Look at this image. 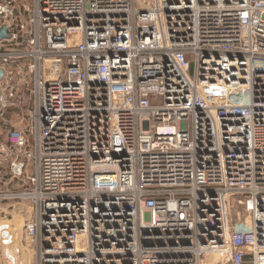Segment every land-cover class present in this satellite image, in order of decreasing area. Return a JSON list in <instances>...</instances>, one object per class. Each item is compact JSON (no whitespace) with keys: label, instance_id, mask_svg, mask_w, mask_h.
Listing matches in <instances>:
<instances>
[{"label":"built area","instance_id":"1","mask_svg":"<svg viewBox=\"0 0 264 264\" xmlns=\"http://www.w3.org/2000/svg\"><path fill=\"white\" fill-rule=\"evenodd\" d=\"M1 28L41 264H264V0H0Z\"/></svg>","mask_w":264,"mask_h":264},{"label":"rangeland","instance_id":"2","mask_svg":"<svg viewBox=\"0 0 264 264\" xmlns=\"http://www.w3.org/2000/svg\"><path fill=\"white\" fill-rule=\"evenodd\" d=\"M16 103V108L6 111L4 117L7 121L0 123V132H4V134L10 130L23 129L24 125L20 123V119L28 112L30 103L28 99ZM7 161L11 163L10 158ZM5 165V167L8 166V164ZM31 167L32 165L29 166L21 179L10 180L8 178L6 185L0 184V193L3 196L0 201L2 210L0 226L7 231V234L4 235L6 236L5 244L4 240L0 239V264H41L36 238L27 234V226L36 218L34 207L30 200L18 198V195L23 192L28 193L32 189L28 179L31 178V174L33 175ZM7 170L8 168L1 169L3 176Z\"/></svg>","mask_w":264,"mask_h":264},{"label":"water","instance_id":"3","mask_svg":"<svg viewBox=\"0 0 264 264\" xmlns=\"http://www.w3.org/2000/svg\"><path fill=\"white\" fill-rule=\"evenodd\" d=\"M5 36H6L5 35V30H4V28H1V30H0V39L3 38V37H5Z\"/></svg>","mask_w":264,"mask_h":264},{"label":"bare ground","instance_id":"4","mask_svg":"<svg viewBox=\"0 0 264 264\" xmlns=\"http://www.w3.org/2000/svg\"><path fill=\"white\" fill-rule=\"evenodd\" d=\"M69 264H84L81 260L70 261Z\"/></svg>","mask_w":264,"mask_h":264}]
</instances>
